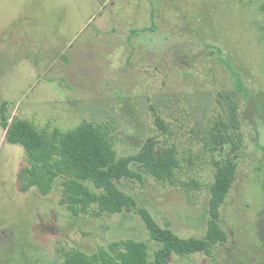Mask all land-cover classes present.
I'll use <instances>...</instances> for the list:
<instances>
[{"label": "rangeland", "instance_id": "374dc122", "mask_svg": "<svg viewBox=\"0 0 264 264\" xmlns=\"http://www.w3.org/2000/svg\"><path fill=\"white\" fill-rule=\"evenodd\" d=\"M263 2L0 0V264H61L128 239L147 243L150 259L156 248L136 212L74 217L59 183L45 197L22 193L26 158L5 141L1 112L39 131L108 126L118 158L150 138L169 148L180 163L171 178L131 166L140 179L115 183L182 239L204 237L209 188L236 156L219 208L226 242L167 264H264Z\"/></svg>", "mask_w": 264, "mask_h": 264}, {"label": "trees", "instance_id": "16d2710c", "mask_svg": "<svg viewBox=\"0 0 264 264\" xmlns=\"http://www.w3.org/2000/svg\"><path fill=\"white\" fill-rule=\"evenodd\" d=\"M260 10L264 14V2ZM229 121L238 129L235 117ZM1 124L5 141L21 146L24 151L26 165L16 176L22 193L34 189L45 197L59 183V204L74 217L101 218L127 210L136 212L145 225L149 241L156 246L150 259L147 243L128 239L109 243L92 256L68 252L61 264H167L173 255L210 256L213 248L226 242L227 236L218 225L219 208L234 180L236 156L229 157L218 168L209 188V220L204 237L182 239L171 230L162 228L145 208L138 207L135 199L121 192L115 183L126 178L140 179L131 166H137L140 172L159 181L174 175L180 168L178 159L169 148L158 147L155 139H148L138 155L118 158L111 129L105 125L83 122L66 133L39 131L21 119L7 125L3 112ZM218 124L221 129L225 128V122L219 121ZM221 129L218 132H222ZM229 141L231 153H235L239 147L231 138Z\"/></svg>", "mask_w": 264, "mask_h": 264}]
</instances>
